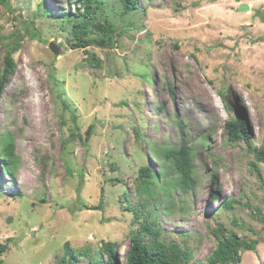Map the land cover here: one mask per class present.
I'll list each match as a JSON object with an SVG mask.
<instances>
[{
    "label": "rangeland",
    "instance_id": "obj_1",
    "mask_svg": "<svg viewBox=\"0 0 264 264\" xmlns=\"http://www.w3.org/2000/svg\"><path fill=\"white\" fill-rule=\"evenodd\" d=\"M80 1L0 5V72L8 52L15 65L0 95V139L12 137L17 159L9 175L0 155V264H60L65 243L93 251L106 242L124 264L142 219L126 208L142 199L138 168L150 164L160 178L165 164L151 148L180 145L175 116L186 123L197 186L172 189L170 200L156 181L162 198L146 213L167 241L186 235L190 264L205 262L221 225L257 242L239 264H264V0H137L124 16L119 0H103L95 21L110 20L119 38L84 50L70 46L72 25L62 22L83 13ZM237 114L251 147L226 143L224 123ZM90 126L86 144L75 138ZM232 198L241 204L221 210Z\"/></svg>",
    "mask_w": 264,
    "mask_h": 264
},
{
    "label": "trees",
    "instance_id": "obj_2",
    "mask_svg": "<svg viewBox=\"0 0 264 264\" xmlns=\"http://www.w3.org/2000/svg\"><path fill=\"white\" fill-rule=\"evenodd\" d=\"M122 6L121 16L128 15L130 12L137 10V0H119ZM104 3L103 0H81L79 6L83 7V13L68 14L63 18V23H70V34L74 42L70 46L72 48L85 49L95 44L100 46H113L116 40L119 38V32L113 23L108 19H103L102 24L96 22L97 11L101 10V6ZM0 5L4 7H10L9 0H0ZM95 21V22H94ZM64 30V27H61ZM92 29L99 32L101 37L98 39L92 38ZM71 42V40H70ZM92 60L93 57L90 56ZM15 65L12 59V54L8 52L4 57L3 69L0 72V95L2 94L5 85L8 83L10 76L14 72ZM169 90L172 95L173 88L169 84ZM222 97V95H221ZM163 103L158 105V110L161 111ZM64 107L66 105L64 104ZM227 110H230V106H226ZM176 125L180 132V145L177 148H171V146H165L158 148L152 146V151L155 154L157 160H162L165 164V168H159V176L152 171V167L144 165L138 168L136 180L139 184L136 186V191L140 193L142 199L138 205L132 203L126 206L127 210L134 212V221L140 220L137 232L130 236V247L124 259V264H190L193 259V250L187 245L186 235L181 234V241H167L163 236V231L159 226V221L156 216H153V212L146 210L150 208L154 211L156 201L161 200L154 190L153 185L156 181L163 183V194L168 195L172 199V189H180L183 194L189 193L197 186V178L195 176L194 158L191 154L190 144L186 140L185 127L186 123L175 116ZM224 130L226 135V143L239 144L244 141L247 146L251 147L250 132L245 119L237 114L235 117H230L224 123ZM93 128L90 126L85 131V138L76 134L75 138L86 144L92 136ZM137 139H142L138 130L135 131ZM3 142L0 155L4 158L2 164L5 172L9 175H13V172L17 166V159L14 157V144L12 137L5 134L0 139ZM201 142L207 143L208 137L206 135L200 136ZM262 153H259L260 158ZM254 168V164H251ZM174 170L177 178L169 180L166 176L169 175L168 171ZM167 171V172H166ZM216 175H211V184H214ZM160 197V198H159ZM158 198V199H156ZM239 201L235 199H226L222 205L221 210L231 211L235 205H240ZM182 211V209L180 208ZM264 223V220L262 221ZM214 239L216 240L215 248L210 252L209 256L205 259L204 263L194 264H239L241 262L242 251L254 252L256 250V241H246L238 237V235L232 231L225 229L222 225L212 231ZM64 254L60 264H75L76 258H84L88 264H120V259L117 252V243L106 242L102 243L97 250H90L86 248L83 251H74L69 247L68 243L63 246ZM7 250L5 245L0 244V256Z\"/></svg>",
    "mask_w": 264,
    "mask_h": 264
},
{
    "label": "water",
    "instance_id": "obj_3",
    "mask_svg": "<svg viewBox=\"0 0 264 264\" xmlns=\"http://www.w3.org/2000/svg\"><path fill=\"white\" fill-rule=\"evenodd\" d=\"M248 10V7L247 6H240L239 7V11L240 12H244V11H247ZM52 47V46H51ZM54 51V50H53ZM54 54L57 55V52L54 51Z\"/></svg>",
    "mask_w": 264,
    "mask_h": 264
},
{
    "label": "bare ground",
    "instance_id": "obj_4",
    "mask_svg": "<svg viewBox=\"0 0 264 264\" xmlns=\"http://www.w3.org/2000/svg\"><path fill=\"white\" fill-rule=\"evenodd\" d=\"M40 106V104L39 105H37V108ZM39 111H41V109H39Z\"/></svg>",
    "mask_w": 264,
    "mask_h": 264
}]
</instances>
